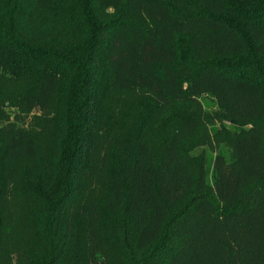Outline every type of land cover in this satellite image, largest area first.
<instances>
[{"label":"trees","instance_id":"1","mask_svg":"<svg viewBox=\"0 0 264 264\" xmlns=\"http://www.w3.org/2000/svg\"><path fill=\"white\" fill-rule=\"evenodd\" d=\"M97 65L153 122L191 110L158 145L97 130ZM206 95L245 128L211 185L182 151ZM0 121V264H264V0H0Z\"/></svg>","mask_w":264,"mask_h":264},{"label":"rangeland","instance_id":"2","mask_svg":"<svg viewBox=\"0 0 264 264\" xmlns=\"http://www.w3.org/2000/svg\"><path fill=\"white\" fill-rule=\"evenodd\" d=\"M183 60L186 63L194 64L187 52L184 53ZM95 72L101 75L104 86L103 94L105 95L102 98L99 97L97 103V107L101 112V117L94 120L97 130L105 129L107 132L113 133L118 126H121L124 129L130 128L134 132L139 129L141 123L148 121L152 122L153 143L158 145L172 135L177 122L187 117L191 110L187 105H176L164 110L161 119L153 122V118L147 116V105L150 103V97L147 93L143 91L122 92L115 90L110 86L107 77L108 72L104 66L97 65ZM65 88L67 86H63V90L60 91V97L66 107L63 110L68 109L71 111L77 99L74 98L68 101ZM199 102L203 113L200 125L195 134L182 146V151L186 158L203 164L208 184L211 185L214 179L215 158L218 155H223L230 160L231 150L227 145V139L230 135L243 132L245 128L230 123L223 116L222 110L212 97L208 95L201 96ZM12 112L14 111L8 110L9 114ZM1 126H3V123L0 121ZM9 196L7 228L15 231L14 238L13 236L11 238V241H15L20 235L19 230L23 224H20L16 217L24 212L25 202L18 195L12 194Z\"/></svg>","mask_w":264,"mask_h":264}]
</instances>
